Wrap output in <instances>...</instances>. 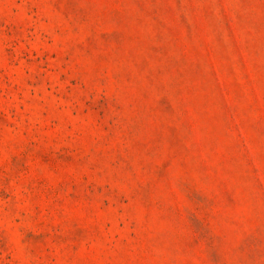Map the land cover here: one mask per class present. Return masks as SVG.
Wrapping results in <instances>:
<instances>
[{
    "label": "rangeland",
    "instance_id": "1",
    "mask_svg": "<svg viewBox=\"0 0 264 264\" xmlns=\"http://www.w3.org/2000/svg\"><path fill=\"white\" fill-rule=\"evenodd\" d=\"M0 264H264V0H0Z\"/></svg>",
    "mask_w": 264,
    "mask_h": 264
}]
</instances>
